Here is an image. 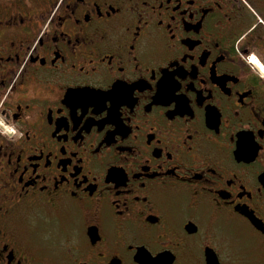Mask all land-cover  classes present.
<instances>
[{
    "label": "flooded vegetation",
    "instance_id": "1",
    "mask_svg": "<svg viewBox=\"0 0 264 264\" xmlns=\"http://www.w3.org/2000/svg\"><path fill=\"white\" fill-rule=\"evenodd\" d=\"M253 58L264 0H0V264H264Z\"/></svg>",
    "mask_w": 264,
    "mask_h": 264
},
{
    "label": "clouds",
    "instance_id": "2",
    "mask_svg": "<svg viewBox=\"0 0 264 264\" xmlns=\"http://www.w3.org/2000/svg\"><path fill=\"white\" fill-rule=\"evenodd\" d=\"M252 64H254L259 69V75L264 78V66L260 65L256 60L249 59ZM2 123V121H0ZM8 132H13V128L11 126L7 127Z\"/></svg>",
    "mask_w": 264,
    "mask_h": 264
},
{
    "label": "snow or ice",
    "instance_id": "3",
    "mask_svg": "<svg viewBox=\"0 0 264 264\" xmlns=\"http://www.w3.org/2000/svg\"><path fill=\"white\" fill-rule=\"evenodd\" d=\"M255 58H253V60H254Z\"/></svg>",
    "mask_w": 264,
    "mask_h": 264
}]
</instances>
